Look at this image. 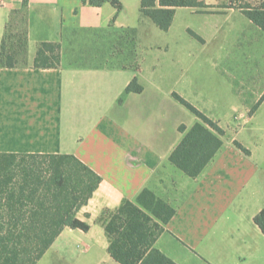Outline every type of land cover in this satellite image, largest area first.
Instances as JSON below:
<instances>
[{
    "label": "crops",
    "instance_id": "0c3cea01",
    "mask_svg": "<svg viewBox=\"0 0 264 264\" xmlns=\"http://www.w3.org/2000/svg\"><path fill=\"white\" fill-rule=\"evenodd\" d=\"M0 2V50L8 31L28 38L26 63L0 68V152L73 154L102 177L77 213L90 229L64 228L37 264H121L109 253L102 216L145 187L177 210L156 246L178 264H264L254 221L264 207L258 25L235 6L204 0L206 8H176L164 32L177 35L157 40L146 37L141 0H121L119 12L110 2ZM42 42L60 43L58 66L34 65ZM134 78L143 91L124 94ZM173 93L224 130L197 177L169 160L185 134L180 126L200 121Z\"/></svg>",
    "mask_w": 264,
    "mask_h": 264
},
{
    "label": "trees",
    "instance_id": "16d2710c",
    "mask_svg": "<svg viewBox=\"0 0 264 264\" xmlns=\"http://www.w3.org/2000/svg\"><path fill=\"white\" fill-rule=\"evenodd\" d=\"M83 1L94 6L110 2L118 12L123 9L121 0ZM178 7L206 8L208 5L204 0H141L140 12L159 29L168 31ZM235 7L264 31V0ZM27 45L25 31L6 32L0 50V68L25 64ZM60 61V43L42 42L34 65L55 67ZM142 91L143 86L134 78L124 94ZM173 96L200 121L187 131L185 125L180 126L185 134L169 160L187 175L197 177L222 147L224 130L182 96L177 93ZM235 144L250 153L238 141ZM27 157L43 158L46 171L40 163L30 162ZM101 181L98 173L73 154L0 152V264H37L64 228L88 231L90 224L78 218L77 213ZM176 212L174 206L147 187L135 201L125 199L115 210H106L102 219L110 240V255L121 264H178L156 246L158 237ZM254 221L264 233V207Z\"/></svg>",
    "mask_w": 264,
    "mask_h": 264
},
{
    "label": "rangeland",
    "instance_id": "374dc122",
    "mask_svg": "<svg viewBox=\"0 0 264 264\" xmlns=\"http://www.w3.org/2000/svg\"><path fill=\"white\" fill-rule=\"evenodd\" d=\"M249 1H252L253 2V0H222V2L225 4V5H230V6H238V5H240V4H242V3H244V2H249ZM149 19H147L146 18V25H148L150 28H152L151 26H153V31H152V29L150 30V28L149 29H147V33H146V37H152V38H157V40L158 39H160V40H163V39H167V38H169L170 36H175V35H177V32H176V29L174 28L173 29V31L171 32V33H169V34H166V32H164V31H162L161 29H159L154 23H149V22H151V21H148ZM152 24V25H151ZM171 61H165V64H164V69H169V63H170ZM41 63H43V62H41ZM29 160L28 161H30V162H38V163H40L41 165H42V168L41 169H43V171L45 172L46 171V163H44L43 162V158H37L36 160H34L33 158L31 159V158H28Z\"/></svg>",
    "mask_w": 264,
    "mask_h": 264
},
{
    "label": "built area",
    "instance_id": "2783aa9c",
    "mask_svg": "<svg viewBox=\"0 0 264 264\" xmlns=\"http://www.w3.org/2000/svg\"><path fill=\"white\" fill-rule=\"evenodd\" d=\"M1 5H3V3H2V2H0V6H1Z\"/></svg>",
    "mask_w": 264,
    "mask_h": 264
}]
</instances>
